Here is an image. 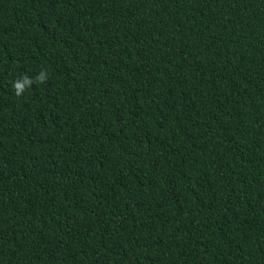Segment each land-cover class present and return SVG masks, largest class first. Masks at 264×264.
<instances>
[{
	"label": "trees",
	"instance_id": "obj_1",
	"mask_svg": "<svg viewBox=\"0 0 264 264\" xmlns=\"http://www.w3.org/2000/svg\"><path fill=\"white\" fill-rule=\"evenodd\" d=\"M0 264H264V0H0Z\"/></svg>",
	"mask_w": 264,
	"mask_h": 264
},
{
	"label": "clouds",
	"instance_id": "obj_2",
	"mask_svg": "<svg viewBox=\"0 0 264 264\" xmlns=\"http://www.w3.org/2000/svg\"><path fill=\"white\" fill-rule=\"evenodd\" d=\"M47 79L46 75L44 72H41L37 77L36 80L39 82H44ZM32 83V80L27 77L24 76L20 81L14 82L13 87L15 89V94L17 96H20L23 91L25 90L26 86H30Z\"/></svg>",
	"mask_w": 264,
	"mask_h": 264
}]
</instances>
